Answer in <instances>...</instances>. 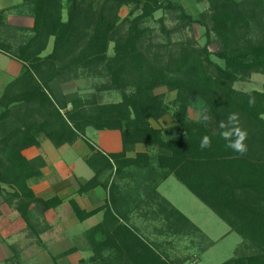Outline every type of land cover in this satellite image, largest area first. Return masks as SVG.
<instances>
[{
	"label": "trees",
	"instance_id": "trees-1",
	"mask_svg": "<svg viewBox=\"0 0 264 264\" xmlns=\"http://www.w3.org/2000/svg\"><path fill=\"white\" fill-rule=\"evenodd\" d=\"M198 1L209 3L212 23L204 46L192 37L174 39L198 23L177 0L22 1L34 19L28 29L31 35L13 51L1 48L23 68L0 97V196L19 212L27 228L34 230V206L45 212L63 201L35 194L30 181L43 176L46 163L41 156L28 159L24 150L39 147L42 137L56 147L73 144L86 138L89 127L119 130L123 144L119 152L105 154L87 140L91 154L86 163L94 176L78 192L102 186L109 199L105 206L86 211L71 198L69 205L80 221L102 209L106 218L116 219L111 209L119 191L112 179L127 175L135 178L136 191L143 192L139 202L155 206L154 213L164 223L162 231L207 240L158 192L159 184L174 176L242 237L244 252L222 264H264V84L262 91L234 87L254 73L264 76V0ZM125 5L130 12L121 20L119 11ZM158 11L163 13L158 20L163 38L148 25ZM3 12L0 9V15ZM212 34L218 43L214 55L224 66L211 57ZM52 38V51L43 55ZM80 77L107 78L97 89L116 91L121 99L100 103L96 95L68 94L50 85ZM160 87L174 91V99L167 101L164 94L156 93ZM196 105L198 118L192 119L189 110ZM172 107L175 124L165 138L164 129L154 127L151 120L164 117ZM231 112L239 113L241 127L248 133L244 156L227 149L219 136L217 125ZM204 113L212 117L210 122H199ZM204 135L211 137L212 145L202 150ZM137 144H144L147 151L129 157ZM103 225L86 233L101 238L93 241V259L175 264L130 227Z\"/></svg>",
	"mask_w": 264,
	"mask_h": 264
},
{
	"label": "crops",
	"instance_id": "crops-1",
	"mask_svg": "<svg viewBox=\"0 0 264 264\" xmlns=\"http://www.w3.org/2000/svg\"><path fill=\"white\" fill-rule=\"evenodd\" d=\"M0 9L3 6L0 5ZM11 15L8 16L7 22L11 24L12 29H21L23 27L31 28L34 23V19L30 15H17L14 20H11ZM2 23V21H0ZM0 33V97L2 96L7 84L15 77H17L23 68V63L15 58L9 56L1 48L4 47L5 36ZM31 34V33H30ZM9 44V43H8ZM53 38L49 42L47 50L43 53L46 55L52 51ZM75 84V80L59 84L57 81L51 82L50 85L56 89L60 86L64 90L66 87ZM66 92V91H65ZM166 116L159 120H151V123L156 128L168 127L165 123ZM175 120L169 124L174 125ZM92 127L87 128L86 138H79L73 144H65L61 147L54 146L47 138H41V144L39 147H29L24 150V155L28 159H33L38 156L43 157L45 160V166L42 168L43 176L38 180H31L30 186L34 190L35 194L43 199H49L52 197H59L63 203L56 207L45 211L43 214L39 213L37 217L41 223H38L37 231L39 236L43 240V243H47V233H53V241L57 238V232L62 231L67 225L64 221V216L68 218V214L71 211L69 200L75 199L78 205L86 210L92 211L100 207L105 206L109 199V193L102 186L93 188L87 192L79 193L80 186L89 181L94 176V171L86 163V158L91 154V148L88 144L90 141L96 148L105 154L119 152L123 149L121 132L119 130H96ZM88 140V141H87ZM147 147L144 144H137L135 151L128 153L129 157H134L137 152H146ZM172 176H169L163 182H161L157 188L158 192L169 200L177 209L185 214L197 227L201 229L190 216H188L183 209L173 200V196L166 192L165 186L170 182ZM113 184L119 191V196L116 201V206L113 207L112 212L116 217L106 218V209H102L96 212L94 215L87 219L80 221L76 216L72 217L73 225L75 224V255L79 257V260H85L84 253H87L88 264H119L115 262L106 263L99 258L93 259L95 252L93 250L94 240L101 239L99 235L95 239L85 235L88 231H91L94 227L100 224H104V228L120 227L125 225L137 232L144 238L152 247L160 252L159 248L162 247L157 241L160 236L172 237H188L178 234H168L161 230L163 226V220L154 213V205L147 206L145 203H140L143 192L136 191V180L131 176H117L112 179ZM172 182V181H171ZM7 190L8 187L4 186ZM117 196V195H116ZM120 196L128 199H122ZM129 197H132L131 199ZM149 214V215H147ZM26 223L17 210L8 205L0 196V264H7L9 258L19 255L21 252L18 250V243L21 240L28 241L31 236L28 235ZM144 231L154 232L155 236H150ZM204 233V232H203ZM28 235V236H27ZM84 235V238L82 237ZM26 236V238H25ZM36 237V236H35ZM82 237V238H81ZM83 241L86 242L83 244ZM34 245V244H33ZM47 245V244H46ZM56 246V244H52ZM85 246L88 248L84 252ZM17 252L12 253L13 250ZM14 250V251H15ZM111 250H106L105 255H108ZM206 251V250H205ZM203 251V252H205ZM201 251V255L203 253ZM200 258V257H199ZM200 260V259H199ZM184 264V263H181Z\"/></svg>",
	"mask_w": 264,
	"mask_h": 264
},
{
	"label": "rangeland",
	"instance_id": "rangeland-1",
	"mask_svg": "<svg viewBox=\"0 0 264 264\" xmlns=\"http://www.w3.org/2000/svg\"><path fill=\"white\" fill-rule=\"evenodd\" d=\"M23 0H0V5L3 6V13L0 15V33L5 36L4 47L15 50L24 40L30 36L29 28L23 27L21 29H12L11 24L7 22L8 16H12L11 20L15 19L17 15H30L27 7L21 6ZM191 14L198 23H195L192 28L186 31L175 34L174 39H182L186 37L194 38L199 45L204 46L207 44L208 37L206 32L211 27L209 3L206 1L198 0H177ZM130 12L129 6H122L119 11V17L123 20ZM162 11L154 14V17L149 20L148 25L160 35L161 38L164 34L160 31V23L158 20L162 17ZM31 16V15H30ZM66 18V10L64 11ZM170 25V24H169ZM9 43V44H8ZM209 45L212 59L224 66V61L214 55L218 49L216 37L212 34ZM110 55L113 54V43L109 45ZM71 82V81H70ZM107 82L105 77H80L72 84L65 88L59 86L61 91L65 93H77L82 97H90L96 95L100 103L117 102L121 96L116 91H99L97 87L102 83ZM264 76L261 73H254L248 80H239L234 83V87L243 91L263 90ZM156 93L165 95L167 101H172L176 95L174 91H168L166 87H160L155 90ZM175 115V108L165 115L164 120L168 127L164 128V137L168 138L172 134L173 125H169ZM189 115L192 119L198 118L197 105L189 110ZM264 117V115H263ZM94 130V129H93ZM95 131V130H94ZM172 181V182H171ZM165 190L169 195L173 196V200L190 216L200 227L207 236V240H203L197 236L188 237H165L160 236L157 238L162 247L159 248L160 252L172 260L175 264H222L237 254L243 253L242 237L231 231L228 224L223 221L219 216L199 200L192 192L188 190L182 183H180L174 176L170 182L165 186ZM3 199V197H2ZM33 213V228L28 230V235L31 239L28 241L21 240L18 243V249L21 253L15 255L7 261V264H88L87 253H84L85 260L80 259L75 255V224L73 225L72 217L74 213L69 212L68 218L64 216V221L67 224L62 231L57 232V238L53 241V233H47V245L39 236L37 231L40 219L37 217L39 213L43 214L39 207L34 206ZM74 215V216H73ZM144 233L155 236L154 232L144 231ZM27 235V236H28ZM86 235V234H85ZM36 236V237H35ZM84 238V235L82 236ZM81 237V238H82ZM26 238V236H25ZM77 243V241H76ZM86 242L83 241V244ZM34 244V245H33ZM56 244V246H52ZM203 248L202 255L201 249ZM88 248L85 246L84 252ZM15 250V249H14ZM12 251L15 254L17 251ZM73 250L69 254H64L66 251ZM200 257V258H199ZM200 259V260H199Z\"/></svg>",
	"mask_w": 264,
	"mask_h": 264
},
{
	"label": "clouds",
	"instance_id": "clouds-1",
	"mask_svg": "<svg viewBox=\"0 0 264 264\" xmlns=\"http://www.w3.org/2000/svg\"><path fill=\"white\" fill-rule=\"evenodd\" d=\"M250 104L254 103V100L250 98ZM212 120V117L204 113L202 114L199 122L207 123ZM219 129V136L225 141V147L230 149L234 153L244 156L247 154L248 146L246 140L248 137L247 131L241 127L239 113L231 112L228 114L226 120L219 121L217 125ZM212 145V139L208 135L202 136L199 147L203 149L210 148Z\"/></svg>",
	"mask_w": 264,
	"mask_h": 264
}]
</instances>
